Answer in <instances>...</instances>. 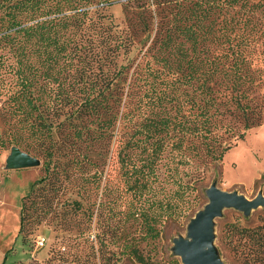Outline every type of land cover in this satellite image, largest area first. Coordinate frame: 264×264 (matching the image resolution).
I'll return each mask as SVG.
<instances>
[{"label": "rangeland", "instance_id": "obj_1", "mask_svg": "<svg viewBox=\"0 0 264 264\" xmlns=\"http://www.w3.org/2000/svg\"><path fill=\"white\" fill-rule=\"evenodd\" d=\"M127 1L114 0L109 9L119 31L127 29ZM190 1L148 0L154 17L149 33L137 37L118 58V68L121 64L124 68L110 89L113 111L102 116L112 122L108 127L109 123L102 124L98 117L89 115L94 121L87 138L78 139L74 134L80 126L79 118L84 116L82 102L88 86L100 77L97 63L92 69L78 58L71 60L65 55L46 60L45 54H39L31 59L35 96L40 95L43 101L40 110L51 132L46 139L15 135L1 115L8 94L0 93V264H183L174 252L175 239L187 237L191 219L209 202L207 190L213 183L248 198L264 193V0H244L243 7L237 4L228 14L216 7L200 26L202 32L213 19L207 39H200L195 47L181 37L188 49L184 60L179 63L171 55L160 60L166 50L161 40L167 19L173 17L181 2ZM142 2L134 0L132 6ZM205 4L215 3L207 0ZM196 14L190 15L189 23L197 24ZM233 15L236 17L230 19ZM228 21L231 23L224 27ZM228 36L231 41L226 40ZM235 54L239 55V67L249 71L243 85L235 76L223 79L219 74L214 80L215 91L201 93L199 82L205 77L204 70L219 59L226 66L234 65ZM17 65L16 58L0 65V77L4 78L0 85H14ZM236 87L244 89L245 94L240 96ZM237 99L258 112L259 122L249 129H244ZM204 106L212 118L210 138L186 135L178 129L182 119H193L195 114L200 118ZM145 117L154 122L172 118L173 122L171 126L150 123V150L157 144L161 151L150 205L156 204L153 198L171 200L167 215L158 220L160 235L155 238L143 237L141 221L126 218L129 205L121 203L122 195L130 199L132 192L127 190L120 157L141 156L136 139L143 134L137 128ZM242 133L244 137L238 138ZM13 145L27 147L40 164L7 168L6 158ZM225 147L222 158L212 156L213 150L218 155ZM50 150L56 170L47 168L46 154ZM47 191L43 199L35 198ZM28 193L27 222L32 227L27 225L24 239L20 233L21 205ZM34 198L36 203H30ZM263 217L264 206H259L247 214L226 207L215 218L213 243L225 264H245L238 245L244 240L235 238L231 243L228 225L253 227ZM42 236L45 243L40 246L37 241ZM125 245L128 247L124 251ZM132 245L144 254L145 263L129 253Z\"/></svg>", "mask_w": 264, "mask_h": 264}, {"label": "trees", "instance_id": "obj_2", "mask_svg": "<svg viewBox=\"0 0 264 264\" xmlns=\"http://www.w3.org/2000/svg\"><path fill=\"white\" fill-rule=\"evenodd\" d=\"M113 1L0 0V65H4L7 60L11 59L12 61L15 58L18 64L15 70L17 80L14 85H9V88L4 84L0 85V93L8 94L1 115L12 126L15 135L16 133L29 134L37 140L39 137L45 139L50 137L49 125L40 110L43 101H40V95L35 96L37 87L35 76L29 70L31 59L39 54H45L46 60H54L60 55H65L66 58L71 60L78 58L80 62L92 66V69L93 63L98 64L100 77L98 80L93 79L88 86L89 91L82 102L85 106L84 116L79 118L80 126H76L74 135L78 139L89 137V132H92L90 124H93L94 121V118L90 119L89 115L98 117L100 123H109L108 127L110 126L112 119L102 118V116L112 114L113 111V99L111 98L110 89L115 79L122 73V68H124V64H121L118 68L120 52L122 50L124 52L128 51L137 37L140 38V36L148 34L154 19L148 0H143L142 4H138L136 7L132 6L134 0H128L124 4L127 29L119 31L113 14L109 12ZM206 1L191 0V4L181 2L180 6H177L173 17L167 19V22L165 21V35L161 40V46L167 51L163 52L160 60H165L171 55L181 63L188 50L185 48L183 39L190 41L195 47L200 44V39H207L213 19L210 24H207V29L202 30V32L200 26L204 19L209 18L212 11H216V7L219 12L224 11L225 14H228L229 10L235 5L240 4V8L244 5V0H213L214 6L206 5ZM98 3L102 4L98 6ZM94 4L95 8H92L91 6ZM194 12L198 14H196L198 25L194 22H188L190 15ZM225 14L223 15L227 18ZM234 17L236 15L230 16V19ZM229 23L231 22H226L224 27H227ZM234 24L238 25V21ZM237 42H240V40ZM238 57L239 55L235 54L233 57L235 64L229 66H226L220 59L215 62L211 60L213 63L209 69L204 70L203 75L205 77L199 82L201 93L212 94L215 91L214 80L219 77V74H223V79L226 76H235L243 81L241 82V85H243L249 71L246 70L245 66L239 67ZM8 66L10 67V63H8ZM0 79L3 81L4 78L0 77ZM237 89L241 91L240 96L245 94L244 89L240 87ZM38 101H40V104H38ZM206 105L209 106V104ZM237 107L243 113L244 129H249L259 122L260 119L256 120L258 119V112L254 111L251 104L242 103L240 99H237ZM35 111H38V113ZM35 113L36 118L33 116ZM200 115V118L195 114L193 119H182L178 129L186 135L205 139L210 138L212 118L209 109L204 106L200 111ZM83 122L85 123L83 124ZM150 123H155V126H171L173 122L172 118L168 121L160 119L154 122V120L150 121V117H145L137 128V132L140 131L138 133L143 134V136L136 139L137 147H141V156L133 158L130 154H124L120 157L121 169L123 174L127 176L125 178L128 185L127 190L130 189L132 192V198L130 199H125L127 196L122 195L121 203L129 205L124 216L126 218L131 217L134 221H141V225L144 226V238L149 236L155 238L160 235V230L157 227L158 220L166 213L167 207L171 203V200L164 201L165 199L159 197V200L153 198L156 203L154 206L150 205V190L155 188L154 182L157 178V156L161 152L157 150V144L150 150ZM243 137V133L238 136V138ZM14 138L19 141L16 136ZM19 147L32 154L27 147ZM227 147L223 148L218 155L213 150L212 156L222 158ZM46 155L49 158L47 168L56 170L57 165L50 160L54 157V152L50 150ZM39 189L43 190L42 186ZM48 193L49 191L44 194H36L35 198L43 199ZM30 196L31 193L26 194L21 205L20 233L24 239H26L24 231L27 229V225L32 227L27 222L29 206L26 199ZM35 198L31 199L30 203H36ZM227 237L231 243L235 238L244 240L238 245L242 248L245 264H264V217L259 224L253 227H239L235 224H229ZM100 243L103 244V238H101ZM127 247L125 245L124 251ZM129 253L139 262L145 263L144 254L137 245H132ZM178 264L181 263L178 262Z\"/></svg>", "mask_w": 264, "mask_h": 264}, {"label": "water", "instance_id": "obj_3", "mask_svg": "<svg viewBox=\"0 0 264 264\" xmlns=\"http://www.w3.org/2000/svg\"><path fill=\"white\" fill-rule=\"evenodd\" d=\"M40 159L13 145L6 158L7 168H22L40 164ZM209 202L198 211L188 225L187 237L175 239L174 252L183 264H225L214 245V220L226 207L250 213L253 208L264 206V193L252 198L237 191L220 189L213 183L207 190Z\"/></svg>", "mask_w": 264, "mask_h": 264}, {"label": "built area", "instance_id": "obj_4", "mask_svg": "<svg viewBox=\"0 0 264 264\" xmlns=\"http://www.w3.org/2000/svg\"><path fill=\"white\" fill-rule=\"evenodd\" d=\"M44 243H45V237L42 236V237H40L39 240L37 241V244L40 245V246H42V245H44Z\"/></svg>", "mask_w": 264, "mask_h": 264}]
</instances>
